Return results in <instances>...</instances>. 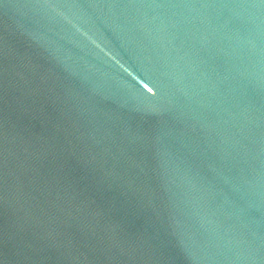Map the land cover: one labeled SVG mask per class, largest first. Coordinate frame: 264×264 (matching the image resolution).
I'll return each instance as SVG.
<instances>
[{
  "label": "water",
  "instance_id": "1",
  "mask_svg": "<svg viewBox=\"0 0 264 264\" xmlns=\"http://www.w3.org/2000/svg\"><path fill=\"white\" fill-rule=\"evenodd\" d=\"M0 264H264V0H0Z\"/></svg>",
  "mask_w": 264,
  "mask_h": 264
}]
</instances>
